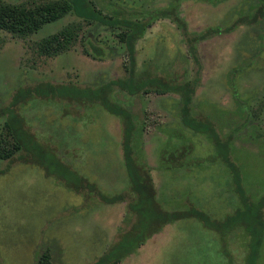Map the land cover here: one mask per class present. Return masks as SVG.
Segmentation results:
<instances>
[{
    "label": "rangeland",
    "instance_id": "374dc122",
    "mask_svg": "<svg viewBox=\"0 0 264 264\" xmlns=\"http://www.w3.org/2000/svg\"><path fill=\"white\" fill-rule=\"evenodd\" d=\"M4 1L33 4L41 0ZM166 1L151 0L154 5ZM241 1L211 5L183 0L180 12L189 30H199L228 21ZM79 13L48 22L24 38L0 30V129L2 120L8 119L23 141L22 148L0 161V264H35L45 249L55 264H87L108 245L113 247L116 239L128 235L129 222L123 223L124 213L130 219L135 216L133 211L128 213L125 199L108 202L98 194L85 202L76 190L81 179L98 186L109 197L131 185L120 143L129 126L127 122L121 125L118 116L91 101L101 92L94 89L96 83L125 74L121 55L92 58L83 52L80 41L55 56L39 55L33 46L35 39L68 21L81 19L83 11ZM241 30L216 34L198 44L202 71L196 99L206 97L226 107L233 105L223 73L236 60L234 46ZM180 46L183 44L174 24L167 18L160 19L135 42L136 67L141 70L145 58L156 56L163 67ZM175 64L178 69L180 63ZM239 85L243 94H264V66L248 69L239 78ZM59 89L66 90L65 98L71 100H61ZM174 95L151 91L124 96L142 104L146 100L143 147L156 197L165 209L190 198L197 207L219 216L232 209L229 199L236 197L225 168L211 165L206 170L177 173V165L173 169L157 166L164 139L160 127L175 120L165 109L171 106ZM80 99L84 103L81 107L76 105L81 104ZM259 121L264 127V112ZM199 148L201 151L204 146ZM262 161L255 164L261 167H250V174H264ZM258 178L262 175L255 180ZM248 185L254 187L250 180ZM234 231L229 247L234 262L241 264L244 251L240 229ZM218 245L217 234L196 218H180L164 225L117 264H224Z\"/></svg>",
    "mask_w": 264,
    "mask_h": 264
},
{
    "label": "trees",
    "instance_id": "16d2710c",
    "mask_svg": "<svg viewBox=\"0 0 264 264\" xmlns=\"http://www.w3.org/2000/svg\"><path fill=\"white\" fill-rule=\"evenodd\" d=\"M182 1L167 0L162 5H154L151 0H41L33 4L0 1V30L22 38L48 22L83 11L81 19L68 21L56 31L35 39L33 46L39 55L55 56L80 41L83 52L92 58L104 59L115 54L122 57L125 74L96 83L94 89L99 88L101 92L91 101L118 116L121 125L127 122L129 126L123 130L120 143L131 185L109 197L98 186L81 179L76 190L85 197V202L98 194L107 197L108 202L125 199L128 213L133 211L135 216L130 219L125 212L123 223L129 222L130 228L125 235L127 238L119 237L113 247L108 245L87 264H117L135 253L164 225L187 217L196 218L217 234V252L224 257V264H236L229 243L230 234L237 228L244 251L241 264H264V174H250L251 166L261 167L255 165L260 160L264 163L261 157L264 156V127L259 123L264 112V94H243L239 85V78L248 69L264 66V0H243L232 9L228 21L199 30L188 29L180 12ZM198 1L214 5L225 0ZM164 18L174 24L183 46L177 48L176 56L167 57L163 67L156 56L145 58L144 67L139 70L134 44L154 22ZM236 29H242L240 40L234 46L237 57L223 73L233 105L226 107L206 97L196 99L202 71L198 44L213 35ZM2 42L0 38V46ZM90 46L96 48L90 51ZM175 63H180L178 69ZM53 90L57 92L56 88ZM64 91L58 90L61 100L67 102L71 98H65L68 95ZM151 91L176 95L171 97V106L165 107L175 120L160 127L164 139L158 151L157 166L173 169L177 165V173L206 170L211 165L225 168L236 196L229 199L232 209L213 216L197 207L190 198L178 201L175 208L162 207L143 147L146 100L142 104L136 98L126 100L124 97ZM80 102L76 105L81 107L84 103L81 99ZM14 130L8 119L2 120L0 161L22 148L23 141ZM199 145L204 149L200 151ZM252 152L253 156H249ZM261 175L262 178L255 180ZM249 180L252 185L254 182V187H249ZM35 264L55 263L50 251L45 249L37 256Z\"/></svg>",
    "mask_w": 264,
    "mask_h": 264
}]
</instances>
